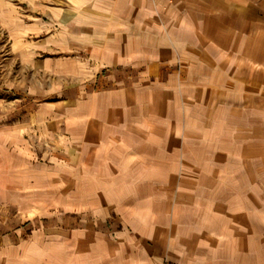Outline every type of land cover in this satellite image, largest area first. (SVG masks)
<instances>
[{
  "label": "crops",
  "instance_id": "obj_1",
  "mask_svg": "<svg viewBox=\"0 0 264 264\" xmlns=\"http://www.w3.org/2000/svg\"><path fill=\"white\" fill-rule=\"evenodd\" d=\"M0 27L48 91L0 115V264H264V0H0Z\"/></svg>",
  "mask_w": 264,
  "mask_h": 264
},
{
  "label": "rangeland",
  "instance_id": "obj_2",
  "mask_svg": "<svg viewBox=\"0 0 264 264\" xmlns=\"http://www.w3.org/2000/svg\"><path fill=\"white\" fill-rule=\"evenodd\" d=\"M4 37L5 34L0 27V115L4 114L8 118H12L32 111L36 103L47 96L46 92L48 91H38L33 88V85L28 83L29 75H26V82H23L16 73L15 78L6 74L7 52ZM54 96L56 94H50L49 98ZM5 229V226L0 225V236Z\"/></svg>",
  "mask_w": 264,
  "mask_h": 264
}]
</instances>
